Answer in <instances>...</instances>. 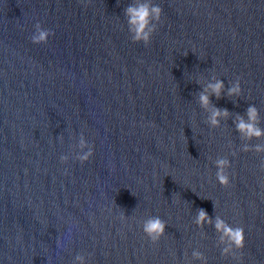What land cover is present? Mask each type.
<instances>
[{
    "label": "water",
    "instance_id": "water-1",
    "mask_svg": "<svg viewBox=\"0 0 264 264\" xmlns=\"http://www.w3.org/2000/svg\"><path fill=\"white\" fill-rule=\"evenodd\" d=\"M135 2L0 0V264H201L194 249L264 264V153L241 151L264 136L234 124L254 104L264 128V0H151L162 13L147 45L128 31ZM37 22L46 43L30 39ZM214 78L211 104L230 114L211 128L198 95ZM199 208L244 228L241 258L221 256ZM149 216L166 222L155 243Z\"/></svg>",
    "mask_w": 264,
    "mask_h": 264
},
{
    "label": "clouds",
    "instance_id": "clouds-1",
    "mask_svg": "<svg viewBox=\"0 0 264 264\" xmlns=\"http://www.w3.org/2000/svg\"><path fill=\"white\" fill-rule=\"evenodd\" d=\"M123 11L124 16L126 17L131 40L133 42H143L147 45L150 41L152 33L156 29L157 22L160 20L162 13L161 7L153 4L151 0H142V2L128 4ZM34 28L35 32L30 37L33 43H46L47 38L53 34L50 29L42 28L39 22L34 25ZM214 81L215 82H208L198 95L200 106L206 110L210 108V115L208 116L206 122L211 128L219 126V117L226 118L230 114L228 109L218 108L211 104L209 98L210 95L219 99L221 90L224 87L222 80L214 78ZM241 91L240 78L237 77L228 88L227 95L239 96ZM245 115L246 119L244 116L236 114V119L234 121L235 130L241 135V137L250 141L253 138L259 139L264 136V128L260 127V115L258 108L254 104H250L246 109ZM83 143V140H81V146H83ZM241 151L264 153V144H245L241 148ZM91 155L92 150L89 149L88 152L80 155L78 159L81 163H83L88 160ZM231 155L234 156L236 153L232 152ZM66 159L67 157L65 156L60 157L61 162ZM214 163L217 169L215 173L216 180L221 186L227 187L229 185V173L226 170L230 167L229 159L226 156L218 157ZM259 168L264 171V156L261 157ZM213 207H216L215 203H213ZM124 218V214L121 213V219L123 220ZM213 219L214 228L220 233L219 243L223 245L220 249L221 256H232L234 259L241 258L242 253H240L239 250L244 247V228L239 225H230L218 215L214 218L210 217L203 208L197 209V215L194 223L197 226L202 227L204 223H213ZM165 225L166 222L159 216H149L142 222V231L151 242L155 243L164 234ZM192 256L201 261V264H207V257L201 251L194 249L192 251ZM75 259L81 261V264H83L84 258L82 256L77 255Z\"/></svg>",
    "mask_w": 264,
    "mask_h": 264
}]
</instances>
